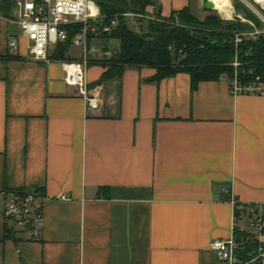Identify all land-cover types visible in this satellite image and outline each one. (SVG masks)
Wrapping results in <instances>:
<instances>
[{
    "label": "crops",
    "instance_id": "obj_1",
    "mask_svg": "<svg viewBox=\"0 0 264 264\" xmlns=\"http://www.w3.org/2000/svg\"><path fill=\"white\" fill-rule=\"evenodd\" d=\"M156 6L164 19L206 12L202 0ZM26 44L0 21V264H220L210 244L231 236L234 215L221 190L264 203V96L127 68L86 114L65 61H34ZM104 71L90 66L89 85ZM29 189L47 199L38 241L2 214L3 192Z\"/></svg>",
    "mask_w": 264,
    "mask_h": 264
},
{
    "label": "built area",
    "instance_id": "obj_2",
    "mask_svg": "<svg viewBox=\"0 0 264 264\" xmlns=\"http://www.w3.org/2000/svg\"><path fill=\"white\" fill-rule=\"evenodd\" d=\"M245 6L258 19L261 28L252 23L251 32L233 35V44L237 48L243 40H255L264 35V4L256 3ZM264 1V0H263ZM6 0H0V21L16 25L21 36L25 38L26 48L34 61L50 62L49 56L53 47L68 38V29L74 25L81 28L74 34L71 44L81 47L82 54L77 61L61 63L64 72L63 82L72 88L83 100L86 114L100 110L102 100L99 87L90 88L87 81V69L92 60L110 58L115 52L114 46L96 45V39L88 45V36H98L101 32L108 33L116 26L112 21L110 26L98 28L91 24L99 17V9L93 0H12L6 10ZM91 5L96 9L92 13ZM126 18L154 21L150 15L122 14ZM243 22H246L243 20ZM17 42L10 43V51L17 49ZM169 51L175 48L170 46ZM179 53L181 51H178ZM230 66L233 77L229 81V92L232 96L257 95L264 96V85L259 77L246 81L245 77L252 74L235 58ZM224 199L232 206L234 215L231 223V236L225 240H213L210 249L215 253L220 264H264V203L243 205L239 204L231 192L223 188ZM3 217L10 228L23 233L27 240L38 241L41 238L43 222V204L47 200L36 190H8L3 192ZM64 199V198H63ZM236 212H238L236 214ZM247 224L246 228L241 225Z\"/></svg>",
    "mask_w": 264,
    "mask_h": 264
},
{
    "label": "trees",
    "instance_id": "obj_3",
    "mask_svg": "<svg viewBox=\"0 0 264 264\" xmlns=\"http://www.w3.org/2000/svg\"><path fill=\"white\" fill-rule=\"evenodd\" d=\"M12 0H6V10ZM99 9V17L91 24L102 28L110 26L112 21L116 26L108 33L101 32L98 36H88V45L96 39L103 48L115 41L117 47L110 58L92 60L90 65H97L105 71L93 86L120 79L127 68H151L156 71L152 82L173 77L178 73H186L190 77L191 90L194 91L200 82L217 81L220 78L227 82L232 80L233 68L230 66L235 58L252 74L245 77L246 81L260 78L264 85V35L255 40H243L237 48L233 44L236 33L251 32L252 23L256 28L261 25L256 16L243 4L234 2V11L242 13L243 17H235L231 21L221 20L218 16H209L203 22L194 17L189 8L173 12L168 18L161 17L156 0H93ZM154 7V21L126 18L122 14L147 15L146 9ZM146 22V28H140V33L132 31L128 24ZM179 21L176 25L175 21ZM245 20L246 22H243ZM180 26V27H179ZM201 27L198 32L186 27ZM81 27L74 25L68 29V38L56 45L49 59L55 61H72L68 57V49L75 33ZM145 29V30H144ZM192 30H195L194 28ZM170 46L174 52L168 50ZM178 51H181L180 53ZM89 65V66H90Z\"/></svg>",
    "mask_w": 264,
    "mask_h": 264
},
{
    "label": "rangeland",
    "instance_id": "obj_4",
    "mask_svg": "<svg viewBox=\"0 0 264 264\" xmlns=\"http://www.w3.org/2000/svg\"><path fill=\"white\" fill-rule=\"evenodd\" d=\"M229 3H230V7L234 8V2L238 1L240 2L241 4H243L244 6H249L251 4H253L251 1L249 0H228ZM231 8V10H232ZM191 14L196 17L197 20H199V22H203L207 17L209 16H218L221 20H225V21H231V19H234L235 18V14L232 12V15L230 16V19H226L224 18L222 15H220L217 11H210V12H199V11H195L194 13L192 11H190ZM236 13V12H235ZM236 17L238 18H241L243 17V14L242 13H236ZM133 20H130L129 21V28L134 31V32H139L140 33V28H146L147 26V23L146 22H142V23H133L132 22ZM176 22V25H178L179 21H175ZM180 24V23H179ZM180 26H182L180 24ZM179 26V27H180ZM185 28V26H182ZM186 28H189L190 31H194V32H198V30L202 29L201 27H186ZM195 29V30H192V29ZM145 30V29H144ZM25 42V41H24ZM117 43L115 41H111L110 42V46H114V47H117L116 45ZM96 45L99 46L100 48L103 46L100 42H96ZM56 48V46L53 47V50L51 51L53 53L54 49ZM81 54H82V48L81 47H78V46H75V45H71L68 49V55L71 57V58H80L81 57ZM92 66V65H90ZM89 66V67H90ZM246 223L244 221V223L241 225L242 228H246Z\"/></svg>",
    "mask_w": 264,
    "mask_h": 264
},
{
    "label": "bare ground",
    "instance_id": "obj_5",
    "mask_svg": "<svg viewBox=\"0 0 264 264\" xmlns=\"http://www.w3.org/2000/svg\"><path fill=\"white\" fill-rule=\"evenodd\" d=\"M256 3L264 4L263 0H255ZM212 2L214 8L218 9L219 12L222 14L225 18H230L232 14V10L230 8V5L227 0H210ZM92 13H96V9L91 5ZM231 10V11H230Z\"/></svg>",
    "mask_w": 264,
    "mask_h": 264
},
{
    "label": "water",
    "instance_id": "obj_6",
    "mask_svg": "<svg viewBox=\"0 0 264 264\" xmlns=\"http://www.w3.org/2000/svg\"><path fill=\"white\" fill-rule=\"evenodd\" d=\"M202 10L206 12L215 11L214 6L210 0H202Z\"/></svg>",
    "mask_w": 264,
    "mask_h": 264
}]
</instances>
